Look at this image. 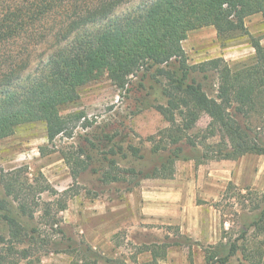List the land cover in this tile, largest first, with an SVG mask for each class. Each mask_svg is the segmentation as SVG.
Here are the masks:
<instances>
[{"label": "trees", "instance_id": "16d2710c", "mask_svg": "<svg viewBox=\"0 0 264 264\" xmlns=\"http://www.w3.org/2000/svg\"><path fill=\"white\" fill-rule=\"evenodd\" d=\"M128 1L0 0V139L12 135L19 124L38 120L46 123L50 142L59 135L71 136V120L82 115L64 117L60 108L79 99L82 85L107 74L124 88L137 72L155 68L168 79L163 87L167 101L155 108L169 125L148 136L152 153L161 157L146 171L130 168L127 172L135 177L144 173L145 178H172L179 160L200 165L210 159L235 160L247 153L264 155L261 39L251 34L255 53L234 64L221 56L189 64L183 47L189 32L203 26H214L224 43L249 34L246 18L257 13L264 17V0H147L118 14ZM209 71L217 73L214 95L196 75ZM204 113L210 121L204 139L198 140L193 131ZM129 147L144 158L140 148ZM64 158L71 164L65 152ZM24 172V167L0 171L6 194L17 202L21 214L34 219L42 211L40 223L63 234L59 214L77 192L71 193L70 187L59 191L44 175L33 181L22 178ZM77 174L74 171L75 178ZM121 177L108 172L104 180ZM44 192L54 199L44 201ZM225 193L236 195L242 209L255 216L246 221L237 239L206 248L207 264L225 263L238 252L239 264H264V192L249 186L243 192L230 182ZM5 217L10 233L9 238L0 237V244L13 256L1 260L15 263L32 257L40 247V228L30 232L16 218ZM65 251L74 264H128L86 241ZM158 256L153 250L152 258L142 264H161Z\"/></svg>", "mask_w": 264, "mask_h": 264}, {"label": "rangeland", "instance_id": "374dc122", "mask_svg": "<svg viewBox=\"0 0 264 264\" xmlns=\"http://www.w3.org/2000/svg\"><path fill=\"white\" fill-rule=\"evenodd\" d=\"M143 1L147 0H130L117 13L132 11ZM245 22L249 34L227 43L219 39L212 25L191 30L183 41L188 63L221 56L234 64L251 57L255 53L251 34L264 46V18L253 15ZM196 75L214 95L217 73ZM167 82L155 68L137 72L124 88L105 74L82 85L79 99L61 106L64 117L82 115L71 120V136L59 135L50 142L46 123L38 120L21 123L12 135L0 139V171L24 167L22 178L33 181L44 175L59 191L70 187L71 193L77 192L59 214L63 234L58 235L40 223L44 220L42 211L34 219L21 214L0 182V237L9 238L8 214L30 232L38 226L41 240L32 257L15 259V263L1 260L13 255L0 244V264H74L65 250L82 241L128 264L150 260L153 250L159 252L161 264H207L206 248L238 238L246 221L255 214L242 209L239 198L225 191L233 182L243 192L247 186L264 192L263 154L247 153L235 160L210 159L200 165L194 160H179L172 178H145L144 173L135 177L127 172L130 168L146 171L161 157L152 153L148 136L169 125L155 108L167 101L163 93ZM209 121L206 113L197 121L193 134L198 140L204 139ZM130 145L140 148L144 158L134 155ZM64 152L71 164L66 162ZM84 164L87 167L81 168ZM108 172L118 173L121 180L105 181ZM136 181L139 184L135 185ZM41 196L44 201L54 199L49 192ZM238 257L242 259L241 252L216 264H239Z\"/></svg>", "mask_w": 264, "mask_h": 264}, {"label": "crops", "instance_id": "0c3cea01", "mask_svg": "<svg viewBox=\"0 0 264 264\" xmlns=\"http://www.w3.org/2000/svg\"><path fill=\"white\" fill-rule=\"evenodd\" d=\"M253 15H261V14H260V13H257V14H253ZM253 15H251V16H253ZM261 16H262V15H261ZM248 17H249V16H248ZM248 17H247V18H248ZM262 17H263V16H262ZM247 18H246V19H247ZM263 18H264V17H263ZM227 160H229V159H227Z\"/></svg>", "mask_w": 264, "mask_h": 264}]
</instances>
